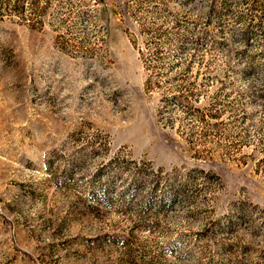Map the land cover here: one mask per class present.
Returning a JSON list of instances; mask_svg holds the SVG:
<instances>
[{
	"label": "rangeland",
	"instance_id": "374dc122",
	"mask_svg": "<svg viewBox=\"0 0 264 264\" xmlns=\"http://www.w3.org/2000/svg\"><path fill=\"white\" fill-rule=\"evenodd\" d=\"M0 264H264V0H0Z\"/></svg>",
	"mask_w": 264,
	"mask_h": 264
}]
</instances>
